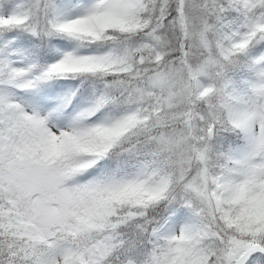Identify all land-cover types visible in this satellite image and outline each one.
<instances>
[{"label": "snow or ice", "instance_id": "6c2138e0", "mask_svg": "<svg viewBox=\"0 0 264 264\" xmlns=\"http://www.w3.org/2000/svg\"><path fill=\"white\" fill-rule=\"evenodd\" d=\"M0 264H264V0H0Z\"/></svg>", "mask_w": 264, "mask_h": 264}]
</instances>
